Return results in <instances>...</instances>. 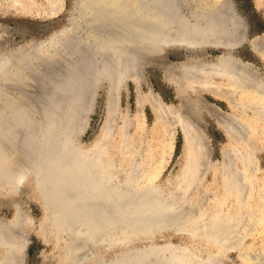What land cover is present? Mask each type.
Returning a JSON list of instances; mask_svg holds the SVG:
<instances>
[{
	"label": "bare ground",
	"instance_id": "1",
	"mask_svg": "<svg viewBox=\"0 0 264 264\" xmlns=\"http://www.w3.org/2000/svg\"><path fill=\"white\" fill-rule=\"evenodd\" d=\"M62 5V0H0V14L47 19L60 12ZM257 8L264 16V7L259 2ZM71 16L65 29L42 44L43 52L26 47L15 64L7 61L0 66L2 149L8 151L7 138L16 139L18 152L31 158V167L50 169V175L56 180L62 175L60 166L69 174L63 181L66 189L62 185L53 188L42 179L37 182L49 215L41 231L45 238L46 234H53L57 245L61 246L59 264H84V260L90 257L94 258L91 264H223V256L229 250L238 252L244 264H264V242L255 250L251 247L243 250L242 247L247 236L264 227V169L244 147L248 142L247 134L252 130L264 141V77L257 66L242 60L236 53L245 45L264 66V33L251 34L245 16L238 11L233 0H74ZM175 47L191 52L204 48L222 49L223 53L213 61L188 58L184 66H176L178 74L168 79L180 93L179 79L194 82L191 85L199 82L197 87L221 99L235 112L233 119L226 116L225 121L221 120L224 124L219 123V127L228 138L235 133L237 146L235 151L232 150L236 157L225 154L228 157L224 155L223 160H240L239 169L229 166L230 162L223 166L226 168L223 192L207 195V223L202 220L193 223L195 228L203 229L204 237L207 236L205 258L196 255L188 244H154L149 241L165 229L186 230L183 219L189 222L193 213L192 207L185 203L187 194L181 192L182 186L163 191L153 180L141 181V176L131 167L121 173L108 152L110 122H118L117 89L113 82L116 78H126L125 71L129 68L138 69L142 63L138 54L145 51V55L149 52L157 56L163 54L162 49ZM40 56L44 59L42 62L36 60ZM25 71L32 72L31 75L38 79L34 92L28 95L30 104L20 101L14 94L15 88L2 86L6 79L14 82L30 73L22 75ZM100 83L106 85L107 95L104 129L90 147L94 160L82 168L79 158L70 156V152L80 147L77 135L93 97L92 91ZM21 92H25V88ZM143 99L158 122L178 128L184 145L192 149L184 160H197L199 153L196 149L199 142L205 141L203 136L204 140L200 141L201 137L198 138L193 126L187 128L186 122L184 126L187 118L183 121L179 110L163 103L155 93L145 98L137 97L139 111ZM31 104H34L35 111ZM27 106L32 109V114ZM122 136L125 138V133ZM55 156L59 163L62 161L57 165L59 169L55 168ZM130 157L139 159L133 155ZM149 160L153 158L149 157ZM187 173L183 175L187 179L183 180L189 179L190 172ZM197 178L198 174L193 177L194 182ZM14 181V175L10 182L2 177L0 166V186L12 188ZM80 191L81 194L77 195ZM25 217L15 207L9 221L0 219V264H23L22 225ZM133 238L145 244L132 246ZM115 244L124 247L111 257L97 253L100 246ZM141 253L143 256L140 257Z\"/></svg>",
	"mask_w": 264,
	"mask_h": 264
},
{
	"label": "rangeland",
	"instance_id": "2",
	"mask_svg": "<svg viewBox=\"0 0 264 264\" xmlns=\"http://www.w3.org/2000/svg\"><path fill=\"white\" fill-rule=\"evenodd\" d=\"M62 1V10L55 16H52V18L41 19L34 16H19L13 14H7L6 16L0 14V56H2L0 66L5 65L7 61L9 62L10 60L12 64H15V62L21 59V56H19L20 50L27 47L29 43L45 42L64 27H67L68 18L73 15L74 0ZM233 1L236 3L238 11L245 16L250 26L251 34L257 35L264 33V16L261 10L257 8L258 2L264 7V0ZM221 53H223L222 49L204 48L203 50L191 52L184 48L175 47L166 48L161 55L155 56L148 53L150 56L147 54L144 60L142 58L139 59L142 60V63L138 66L137 70L133 68L129 70L126 78L124 77L121 80L116 78L113 82L114 88L117 89L116 105L118 110H116V120L118 122L112 121V123L114 122L113 124L110 122V126L112 125L109 135L110 138H107L108 152H110V156H112L115 168L121 171V173L131 167L141 176V181L152 182L151 180H153L158 188L163 191L170 190V188L178 189L182 186L180 188L182 191H179L187 194L185 203L192 207L191 210L193 215L189 219V222H187V219H183V222L186 223V230L176 231L165 229L162 233L154 235L149 241L154 244H163L164 242H168L172 245L188 244L193 249V252L201 258L207 256V236L204 237L205 233L202 232L203 229L200 230V228H195L193 223H197L200 220L207 223V195H212L213 193L220 194L223 192L222 181L224 172L226 173V168L223 166L230 162L231 164L229 163V166L232 165L233 168L236 166L239 169L240 160H223V157L226 155L230 157L232 155L233 158L236 157V155L233 154V150L236 149L237 146L235 133H231L232 136L228 138L219 127V123L224 124L221 120L226 116L230 118L229 120L233 119L235 117V112L221 99L197 87L199 86V82L198 84L195 82V86L191 85V81L188 82L183 78L182 80L179 79V88H181L182 91L180 93L169 82L168 78L177 75L178 68L184 66L188 58L196 57L202 61H207L208 58L209 61H213L215 57ZM236 53L239 54L242 60L249 61L254 66H257L264 77V66L262 61L258 56L252 53L247 46H241L236 50ZM132 73L137 79H133L135 76L133 77ZM129 77L134 81L130 80ZM6 80L2 83L3 87L15 88L14 94L22 100V102H26L27 104L31 103L28 100V95L34 92L38 84V81L31 75V72L23 75L22 78L17 79V81H15V79L14 82ZM214 81L220 85L218 79ZM192 84H194V82ZM24 88L25 92L22 93L21 91ZM150 93L157 94L163 103L169 104L174 109L179 110L178 113L180 115L182 114L181 117L183 121L185 118L188 119V121L185 119L183 123L184 126L187 124V128L188 126H193L194 128H192L195 129L198 138L200 139L201 137L200 141L205 139L204 142L201 141V143H198L196 149L199 153L198 158L196 157L197 160H184L189 150L192 151V149H188V147L184 145L183 137L176 126L172 128L167 127L166 123L156 120L148 105L144 104V99L142 100V109L140 111L138 110L137 97L140 95L145 98ZM92 95L93 100H91L93 102L90 100V104L88 103L81 124L83 129L81 128L82 130L80 129L78 133V141L81 148L90 147L96 139H99L102 133L101 130L102 128L104 129L105 107L107 106V104H105L107 96L106 85L100 83L98 87L92 91L91 96ZM198 101L200 105H198ZM31 105L33 106L32 109L35 111L34 104ZM125 119L128 120L126 122H129L130 119V122L125 124ZM84 120L86 123H84ZM223 121H225V119ZM185 122L187 124H185ZM128 127L131 129H128ZM124 128H127L129 133L128 130ZM124 133L125 138L122 136ZM169 135L172 140L169 138ZM2 139L3 138L0 136V143ZM247 139L248 142L244 147L253 154V157L255 156L258 166L264 169V141L254 130H252V132L250 131V134H247ZM5 145L8 149L7 152L3 151L0 145V166H2V177L10 182V178L13 175L12 169L20 168L21 162L31 163V158L25 157L18 152L16 140L12 141L7 138L5 140ZM199 145L201 147H199ZM202 149L205 150L203 151ZM132 150L133 152H131ZM135 151H137V153ZM131 153L133 157L137 156L136 158L139 157V159H132L130 157L132 156ZM204 154H206V157L208 156L207 159ZM147 155L150 159L153 158V160H149V157L146 158ZM163 156L165 157L163 158ZM55 157V168L59 169L57 165L62 164V161L59 163L58 157ZM60 170L62 171V175L59 182L63 183V181L67 180L69 174L65 170H62L61 166ZM22 172L23 176L19 180L12 182L14 183V186H12L14 189L7 185L0 186V219L3 222L9 221L15 207H18L26 216L22 225L24 245L21 254L23 257V264H59L58 258L62 256L61 246L57 245L53 234H46L47 238H45V233L43 234L41 231V226H44L49 215L47 216V202L42 198L43 195L40 185H37L38 181L40 183L39 179L45 181V179L51 177V171L50 169L38 166L34 169H29L27 167L26 169H22ZM187 172H190L188 175L189 179L185 180L187 178L183 177V175ZM196 173L198 174V180L194 182L193 177L197 176ZM191 174L193 176H191ZM194 174L196 175L194 176ZM183 178L185 179L183 180ZM192 180L193 182H191ZM253 233L254 232L251 234ZM254 235L247 236L242 245L243 250L249 247H251V249L257 248L264 242V227L261 228V231H255ZM131 242L132 246L136 247L145 244L142 240L140 241L134 238ZM123 247L124 246L121 244H115L110 247L100 246L97 249V253L109 258ZM93 259V257L87 258L84 260V264H91ZM222 261L223 264H244L238 252L235 250L227 251Z\"/></svg>",
	"mask_w": 264,
	"mask_h": 264
},
{
	"label": "water",
	"instance_id": "3",
	"mask_svg": "<svg viewBox=\"0 0 264 264\" xmlns=\"http://www.w3.org/2000/svg\"><path fill=\"white\" fill-rule=\"evenodd\" d=\"M72 17V16H71ZM247 24H248V22H247ZM248 26H249V24H248ZM250 27V26H249ZM64 29H65V27H64ZM71 32H73L72 30H71ZM57 34V33H56ZM56 34H54V35H56ZM43 43H45V42H40V43H29L28 44V46L27 47H30L29 49L30 50H33V48H35V49H37V50H39V51H41V52H43L42 50H43V48H42V44ZM60 45V44H59ZM24 49H27L26 47L25 48H23V49H21L20 50V52L22 51V50H24ZM28 49V50H29ZM138 53V52H137ZM149 52H147L146 53V55L148 54ZM161 53H164V49H162V52ZM145 51H144V53H142V54H138V59H144L145 58ZM42 56H40V57H38L36 60H39L40 62H42L44 59H42L41 58ZM35 60V61H36ZM49 61H51L50 59H48ZM33 61H34V59H33ZM33 61L31 60V62L33 63ZM34 61V62H35ZM10 62V64H12L11 63V60L9 61ZM13 65V64H12ZM129 70H130V68H129ZM129 70H126L125 71V74L126 73H128L129 72ZM25 72H27V71H25ZM25 72L24 73H22V74H25ZM31 74H32V72H31ZM127 75V74H126ZM39 78V77H38ZM36 81L38 80V79H35ZM40 80V79H39ZM21 102H22V100H20ZM24 103V102H23ZM23 106L24 107H26L24 104H23ZM29 106H27V110L32 114V109L29 107ZM16 140V139H15ZM77 140H78V135H77ZM16 142H17V147H19V145H18V140H16ZM64 146L65 147H67L68 146V143L65 141V144H64ZM91 147V146H90ZM90 147H86V148H80V147H78V149H73V151H71L70 152V156H76L77 158H79V166L80 167H82L83 168V166L84 167H87V165L89 164V162L91 161V160H94V158H91V155L92 154H90V150H91V148ZM18 149V148H17ZM3 150V149H2ZM3 151H5V150H3ZM90 154V155H89ZM29 163V162H28ZM28 163L26 162V163H24V162H21V167L20 168H14V169H12V173H13V175H14V177H15V180H19L22 176H23V172H22V169H26L27 167L29 168V169H34V167H31L30 166V164L31 163H29V165H28ZM12 175V176H13ZM45 181H46V184L47 185H51V187H53V188H56L58 185L60 186V187H64L66 184L65 183H60L59 182V180H56V179H54L52 176L51 177H49V178H47V179H45ZM62 185V186H61ZM65 189L67 188L66 186L64 187ZM64 189V190H65ZM69 191H71L72 189H68ZM80 190V189H79ZM81 194V191L77 194V195H80ZM79 197V199H81V196H78ZM89 199V197H87V200ZM146 210H143L142 212H145ZM140 255V257L141 256H143V253H141V254H139Z\"/></svg>",
	"mask_w": 264,
	"mask_h": 264
}]
</instances>
